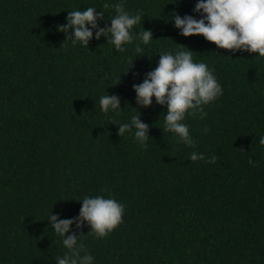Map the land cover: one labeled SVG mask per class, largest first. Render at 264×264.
<instances>
[{
	"label": "trees",
	"instance_id": "trees-1",
	"mask_svg": "<svg viewBox=\"0 0 264 264\" xmlns=\"http://www.w3.org/2000/svg\"><path fill=\"white\" fill-rule=\"evenodd\" d=\"M115 2L141 13L134 32L152 30L143 52L117 51L95 34L88 47L72 45L57 28L89 6L105 13L103 27L115 14L103 5ZM195 3L0 0V264H56L67 249L48 217H76L79 200L96 195H111L124 213L103 238L86 222L71 226L86 234L93 264H264V57L181 35L172 15L198 18ZM181 48L223 88L206 116L186 114L193 146L164 128L166 106L154 97L138 106L132 88L160 54ZM107 93L120 97L118 112L101 111ZM139 114L146 146L132 132L117 135L115 123ZM193 151L204 159L190 160Z\"/></svg>",
	"mask_w": 264,
	"mask_h": 264
},
{
	"label": "clouds",
	"instance_id": "clouds-1",
	"mask_svg": "<svg viewBox=\"0 0 264 264\" xmlns=\"http://www.w3.org/2000/svg\"><path fill=\"white\" fill-rule=\"evenodd\" d=\"M103 7H112L115 11L107 18L110 23L103 27L98 21L105 18V13L89 6L68 11L66 23L57 28L65 33V39H69L72 45L79 43L88 47L95 34V39L105 37L117 51H124L127 45L133 44L137 53L143 52L142 45L148 44L153 36L150 29L133 31V26L142 22L141 13H129L122 2L105 3ZM193 12L199 17L172 15L173 26L181 35H202L217 48L231 50L232 53L247 51L264 57V0H196ZM192 52L189 48H181L160 54L156 67L145 73L142 82L132 85L138 106H150L153 97L157 104L166 106L164 128L175 134L177 142L187 146H193L195 141L189 133V125L184 122L186 114L199 113L203 118L207 115L203 106L215 101L223 92L213 70L204 61H194ZM99 105L105 113H116L122 109L120 97L116 94L101 95ZM115 124L118 125V136L126 131L132 132L134 139L141 146H146L150 136L149 124L141 120L140 114L132 115L129 122ZM203 131L207 132V128ZM258 142L264 145V135ZM189 159H204V153L193 151ZM249 163L253 161L250 159ZM79 201L78 216L60 219L58 213L51 212L47 219L67 249L62 256L55 257L56 264L94 262V257L80 240L86 234L72 232L73 224L79 230L86 222L90 226L87 234L91 231L103 238L122 222L124 205L111 195L84 196Z\"/></svg>",
	"mask_w": 264,
	"mask_h": 264
}]
</instances>
